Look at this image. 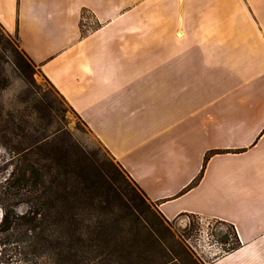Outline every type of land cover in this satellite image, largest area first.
<instances>
[{
  "label": "crops",
  "instance_id": "1",
  "mask_svg": "<svg viewBox=\"0 0 264 264\" xmlns=\"http://www.w3.org/2000/svg\"><path fill=\"white\" fill-rule=\"evenodd\" d=\"M0 23L169 221L236 226L212 264H264V0H0Z\"/></svg>",
  "mask_w": 264,
  "mask_h": 264
},
{
  "label": "trees",
  "instance_id": "2",
  "mask_svg": "<svg viewBox=\"0 0 264 264\" xmlns=\"http://www.w3.org/2000/svg\"><path fill=\"white\" fill-rule=\"evenodd\" d=\"M0 27L4 29L1 23ZM13 54L19 68L25 67L30 75L35 72L38 64L23 48L20 52L13 46ZM43 124L23 126L13 121L6 128L15 138H0L9 155L6 173L0 177V264H184V258L194 260L190 251H164L156 222L146 217L157 203L118 161L104 167L78 144L70 146L64 139L60 143V130L45 132L48 127ZM217 153L221 151L207 154L203 169L186 191L200 184ZM118 176L125 185H114ZM157 212L172 222L158 206ZM187 215L199 221L211 219L223 245L214 260L243 246L234 224ZM219 227L229 232L217 233Z\"/></svg>",
  "mask_w": 264,
  "mask_h": 264
},
{
  "label": "rangeland",
  "instance_id": "3",
  "mask_svg": "<svg viewBox=\"0 0 264 264\" xmlns=\"http://www.w3.org/2000/svg\"><path fill=\"white\" fill-rule=\"evenodd\" d=\"M13 46L21 52L22 46L18 37L0 27V138H15L6 128L13 121L23 126L44 123L48 127L45 132L60 130V143L64 139L70 146L73 143L78 144L84 152L99 158L104 167H112L111 162L117 164L108 149L48 81L39 65L35 67L32 75L25 67L19 68L16 65ZM8 157L0 139V177L6 173L4 164ZM114 182L118 187L126 184L121 176L116 177ZM152 209V212L146 211V217L156 222L165 242L164 251H190L193 255L194 260L184 258V264H212L222 252L223 245L214 234L213 225H210L211 219L199 221L198 218L184 215L178 220L168 222L159 217L157 206L152 205ZM2 213L0 208V221ZM227 232L229 230L226 227L217 229V233Z\"/></svg>",
  "mask_w": 264,
  "mask_h": 264
}]
</instances>
